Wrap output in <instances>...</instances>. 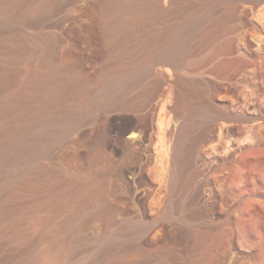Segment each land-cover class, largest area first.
Segmentation results:
<instances>
[{
  "label": "bare ground",
  "instance_id": "obj_1",
  "mask_svg": "<svg viewBox=\"0 0 264 264\" xmlns=\"http://www.w3.org/2000/svg\"><path fill=\"white\" fill-rule=\"evenodd\" d=\"M166 2L0 0V262L74 264L80 233L89 228L91 218L97 214L103 199L98 195V183L92 175H86L80 169L70 172L59 163L51 164L50 152L68 144L75 147L80 142L84 143L82 133L76 131L89 127L91 142L96 149L95 155L90 157L92 162L99 164L104 155L109 153L111 144L118 145L124 155H132L130 163H135L136 157L141 161L140 155L144 149L139 143L141 134L137 126L146 121L145 107L159 93L157 91L163 90L166 76H173V82L171 88L161 94L164 96L163 102L157 108L160 114L153 119L154 139L151 143L154 145V161L152 165L148 163L150 167L146 165L156 183L150 186L147 194V212L151 218L146 221L145 211L142 210L145 206L140 208L136 203L126 208L108 209L101 214V218L106 222L107 230L115 227L112 241L139 234L146 229L152 231L159 217L170 218L177 209L181 210L185 219L193 217L190 216L189 206L195 199L199 200L201 195L189 202L185 195L192 184V179L187 177L190 168L188 150L191 133L199 125L197 117H201L204 122L203 131L220 120H223L222 130L229 126L235 127L239 135L236 142L233 141L231 145L228 139V145L222 146V150L226 148L227 154L232 148L229 144L241 151L231 172L233 193L238 199L248 198L241 210L245 215L258 212L254 198L259 191L257 183L243 187V179L249 182L256 165L264 164L263 39L252 35L259 41L255 49L250 35H246L241 42L237 40L240 42L239 55L219 61L209 69L216 79L233 81L235 76L230 73L232 67L255 64L248 74L234 73L240 75L237 82L243 86L240 88L241 97H232L229 104L222 107L215 106L206 97V89L200 87L201 83L213 84L212 80L204 83L202 79L194 77L204 73L201 70L207 64L186 72L190 77L176 72L188 63L185 40L177 38L168 48H154L159 53L153 55L128 57L126 54V38L133 26L148 19L152 13H158L159 17L169 16L171 10ZM255 2L263 4L264 0ZM247 11V8L244 9L242 14L246 16ZM253 18L264 29L263 11ZM70 31H76L85 47L92 52L95 51L96 41L101 40L108 52V60L92 63V72H86L71 55ZM171 32H166L170 38ZM224 50L232 54L234 45L232 47L227 43ZM157 65H162L164 71L155 78L153 87L138 100L129 97L131 88L140 81L138 69ZM227 87L229 85L222 82L221 89H227L228 92ZM174 91L176 103L173 110L183 117L178 127L176 124L174 127L173 120H167L164 116L170 115L172 111L170 103ZM102 110L107 115L127 111L135 113L137 123L130 126L132 131L128 135L132 140H126L121 133L109 134L105 128L107 124L99 122L100 118L96 115ZM163 130L166 136L158 134ZM246 133L249 134L245 136ZM112 157L113 152L110 151L108 159ZM52 167L55 183L51 184V188L56 191L52 203L54 213L44 217L42 212L50 208L47 205L50 190L47 189L49 184L46 180L49 174L47 170H52ZM142 171L145 173L144 169ZM126 175L121 170L119 180L124 182L132 197L131 181ZM65 183L72 190L63 197L61 187ZM88 201L95 203V206L86 208ZM116 210L122 212L121 220L114 216ZM139 249L138 244L131 247V250ZM109 255L106 253L102 257L104 259L96 264L137 263L108 262Z\"/></svg>",
  "mask_w": 264,
  "mask_h": 264
},
{
  "label": "rangeland",
  "instance_id": "obj_2",
  "mask_svg": "<svg viewBox=\"0 0 264 264\" xmlns=\"http://www.w3.org/2000/svg\"><path fill=\"white\" fill-rule=\"evenodd\" d=\"M165 1H167L165 3L166 6L171 10L169 16L159 17L158 13H152L148 19L133 26L131 32L128 33L126 38L128 47L126 54L128 57L157 54L159 52L158 50H153L154 48H168L175 39L180 38L186 41L184 44L187 47L185 54L188 56V63L179 72L176 71L177 73L190 77L186 72L195 69L198 65L207 64L201 70L204 73L194 77L202 79L204 83L212 80L213 84L206 85L201 83L200 87L206 89V97L213 105L222 107L229 104L232 97H241L240 88L243 86L241 84L238 85L237 82L240 75H235L234 73L248 74L255 64L235 65L232 67L230 73L235 76L233 81L218 80L214 74L209 72V69L215 67L219 61L229 60L239 55V44L246 35H250L253 48L257 49L258 47L257 43L259 41H257V38L263 39L262 44L264 45V29L253 20L256 14L262 11L264 14V3L258 4L255 0ZM246 8L248 10L247 15L244 16L242 12ZM256 29L259 32H255L257 31ZM169 30H172L171 38L166 33ZM251 30H254L255 33L251 32ZM69 37L71 55L86 72H92V63L108 60V52L101 40L96 41L95 51L92 52L85 47L82 43V37L76 31H70ZM169 39L171 40L170 42H168ZM239 39L240 42L237 41ZM227 43H230L232 47L234 45L232 54L224 50ZM243 58L250 59L248 56ZM128 60L130 61L129 58ZM163 71L162 65H157V67L153 68L148 66L139 68L140 81L131 88L128 94L129 97L138 100L145 91L153 87L154 83H156L155 78L162 75ZM172 82L173 76H166L163 90L161 92L160 90L157 91L159 93L145 107L146 121L143 125L138 124L137 126V130L141 134L139 143H141V148L144 149V151L142 150L143 154L140 155L141 161L137 159L139 157H136L134 159L135 163H130L133 160V156L124 155L118 145L111 144L108 147L109 153L104 155L99 164L92 162L90 157L95 155L96 149L91 142L89 127L76 131L82 133L81 138L84 143L80 142L75 147H71L72 144H68L60 150H51L49 155L51 164L59 163L70 172L80 169L84 174L92 175L98 183L96 185L98 195L103 199L97 214L91 218L89 228L80 233L81 240L76 246L77 256L73 261L74 264H96L99 260L104 259L102 257L106 253H110L108 262H137L136 264H211V262L216 264H264V164L256 165L251 172L253 178L249 182L243 179V187L256 182L259 190L254 195L258 212L253 215H245L241 210L248 198H236L232 188L231 172L235 166V160L240 156L241 151L231 145L236 142L239 135L235 127L232 126L226 128L229 130H222L220 127H222L223 120L213 123L206 131H203L202 123L204 122L201 117H197L199 125L191 133V145L188 150L190 168L187 177L192 179V184L185 197L189 202L194 197L196 198L197 195H201L199 200L193 199L194 201L189 206L190 216L193 217L185 219L181 210L177 209L170 218L167 216L159 217V222L152 231L146 229L139 234L112 241L115 235V227L107 230L106 222L101 218V214L107 212L108 209H116L121 206L126 208L128 205L136 203L140 208L145 206L142 208L145 211V220L149 221L151 218V215L147 212L149 203L147 194L151 189L150 186L156 183L148 173L146 165L149 166V162L152 165V161H154V145L151 143L153 142L151 140L154 139L152 136L154 131L153 119L160 114L157 108L163 102L164 96L161 94L171 88ZM222 82L226 86L229 85L227 87L229 88L228 92L227 89H221ZM175 103L176 94L174 91L172 102L170 103L172 111L170 115L165 114L164 116L167 120H173V125L176 124V127H178L183 117L173 110ZM152 107H155L156 110ZM161 114L164 113L162 112ZM96 115L100 118L99 122L107 124L105 128L109 134L121 133L126 140H132L128 135L132 131L130 126L137 123L135 113L127 111L107 115L102 110L98 111ZM221 131H224V133L222 134ZM159 133L166 136L165 130L159 131ZM176 133L177 128L174 139ZM75 134L80 136L79 133ZM219 134L221 135L219 136ZM248 134L246 133L245 136ZM228 139L232 142H230L231 145L229 144L230 148H232L230 153L227 154L225 152L226 148L222 150L224 149L222 146L226 147L228 145ZM220 141L221 143H219ZM222 143L223 145H221ZM110 151L113 152L111 160L108 159ZM50 169L52 170H47L49 174L46 180L49 184L47 189L50 190L48 193L50 196L47 200V205H50V208L44 213L42 212L44 217L54 213L52 211V203L54 202L53 198L56 195V191L51 188V184L55 183V179L53 167ZM143 169L145 173H143ZM121 170H124L125 175L127 174L126 177L131 181L130 191H132V197H130L129 189H126L124 182L122 183L119 180ZM219 182L221 185H225L221 187ZM71 190L72 188L69 189V184L65 183L61 187L62 196H66ZM33 205H36V203ZM94 206L95 203L90 201L86 204V208ZM114 216L118 220L123 218L120 210L114 211ZM157 231L159 233L156 235ZM134 244L140 245L138 251L131 250ZM2 257L3 253L1 254ZM6 263L9 264L8 262H0V264Z\"/></svg>",
  "mask_w": 264,
  "mask_h": 264
}]
</instances>
